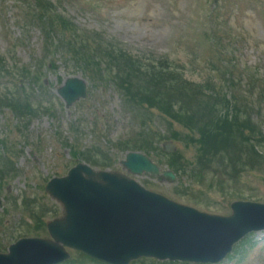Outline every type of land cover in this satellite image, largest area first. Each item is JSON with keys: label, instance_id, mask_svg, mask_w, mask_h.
I'll return each mask as SVG.
<instances>
[{"label": "rangeland", "instance_id": "1", "mask_svg": "<svg viewBox=\"0 0 264 264\" xmlns=\"http://www.w3.org/2000/svg\"><path fill=\"white\" fill-rule=\"evenodd\" d=\"M108 58L121 89L103 81ZM69 77L87 91L66 108L56 91ZM223 102L216 131L227 125L235 142L217 137L223 151L207 153L190 132L206 131ZM165 141L177 153H162ZM129 151L179 168L176 184L132 177L179 204L223 217L235 201L264 204V0H0V253L49 239L61 216L44 192L51 178L80 162L123 172ZM217 264H264V235Z\"/></svg>", "mask_w": 264, "mask_h": 264}, {"label": "water", "instance_id": "2", "mask_svg": "<svg viewBox=\"0 0 264 264\" xmlns=\"http://www.w3.org/2000/svg\"><path fill=\"white\" fill-rule=\"evenodd\" d=\"M58 94L66 106L85 97L84 82L68 79ZM165 151L175 149L167 144ZM130 174L174 182L172 173L141 154L121 162ZM45 192L62 206V217L47 224L51 240L22 239L0 254V264H58L63 247L105 264L139 258L216 263L238 240L264 229V205L235 202L229 217L210 216L142 188L128 177L78 164Z\"/></svg>", "mask_w": 264, "mask_h": 264}, {"label": "trees", "instance_id": "3", "mask_svg": "<svg viewBox=\"0 0 264 264\" xmlns=\"http://www.w3.org/2000/svg\"><path fill=\"white\" fill-rule=\"evenodd\" d=\"M136 69V68H135ZM135 69H133V75H135V73L137 72L138 73V71L136 70V71H134ZM117 78H116V75H115V77H114V84H115V86L117 87V88H120L121 89V86L119 85V83L117 82V80H116ZM124 89H122V91H123ZM225 119H227V117L226 118H224V120ZM227 122V121H226ZM219 125H222L223 126V122L222 121H220V122H217V123H215V124H213V128H214V132L216 133V135L218 136V137H221L224 141H229V135L230 136H232V133H234L233 132V130L232 129H229L228 127H227V125H226V128L223 130V131H216L217 129H220V127H219ZM211 136H215V135H211ZM233 138V137H232ZM234 138H235V133H234ZM221 146V145H220ZM206 146H204L203 147V149L205 148ZM217 148H219V147H217ZM220 151H223V150H220ZM83 259H84V257H83ZM84 260H86V259H84Z\"/></svg>", "mask_w": 264, "mask_h": 264}]
</instances>
